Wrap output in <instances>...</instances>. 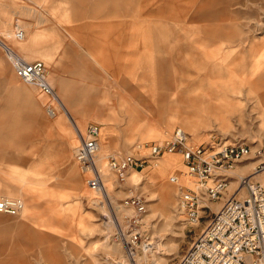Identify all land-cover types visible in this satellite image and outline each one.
Here are the masks:
<instances>
[{
	"label": "rangeland",
	"instance_id": "rangeland-1",
	"mask_svg": "<svg viewBox=\"0 0 264 264\" xmlns=\"http://www.w3.org/2000/svg\"><path fill=\"white\" fill-rule=\"evenodd\" d=\"M0 42V199L24 203L17 216L0 214V264H121L117 237L132 216L121 203L135 195L150 237L140 256L177 264L221 201L189 225L175 211L180 187L196 188L183 167L160 187L159 159L138 171L137 185V172L118 182L105 168L107 157L161 143L175 128L196 144L247 145L230 182L264 187V170L261 179L240 172L264 159V0H0ZM5 48L44 64L73 119L46 113L47 99L15 76ZM97 101L105 114L77 109ZM72 122L101 127L106 195L88 189L73 160Z\"/></svg>",
	"mask_w": 264,
	"mask_h": 264
},
{
	"label": "built area",
	"instance_id": "built-area-1",
	"mask_svg": "<svg viewBox=\"0 0 264 264\" xmlns=\"http://www.w3.org/2000/svg\"><path fill=\"white\" fill-rule=\"evenodd\" d=\"M19 38L23 33H18ZM6 49V48H5ZM15 76L24 84L33 86L47 99L46 113L55 117L57 111L67 113L55 90L46 79V68L40 61L27 62L6 49ZM73 123L76 146L73 160L85 177V184L94 193L105 194V175L98 164L100 125L88 124L82 131ZM177 154L187 177L195 180L196 188L180 187L175 211L184 222L195 225L208 210V201H221V205L201 230L177 264H264V187L249 177L237 180L236 192L227 196L229 173L247 160L250 149L241 143L212 141L193 143L181 128H175L161 143L137 144L131 154L107 157L105 168L109 175L123 182L130 172L143 171L150 162L164 155ZM257 156L261 152H256ZM264 170V159L254 173ZM171 183L178 182L172 176ZM242 192V193H241ZM106 195V194H105ZM121 207L132 211L120 229L118 241L124 250L121 264H160L155 259L144 262L141 249L150 240L143 220L145 201L140 195L124 199ZM24 209L18 198H1L0 214L17 216Z\"/></svg>",
	"mask_w": 264,
	"mask_h": 264
},
{
	"label": "crops",
	"instance_id": "crops-1",
	"mask_svg": "<svg viewBox=\"0 0 264 264\" xmlns=\"http://www.w3.org/2000/svg\"><path fill=\"white\" fill-rule=\"evenodd\" d=\"M22 32H23V37H25L24 31H22ZM0 44L2 45L3 43L0 42ZM63 106L67 112V113H64V115L70 121V117L72 118L71 112H70L67 105L63 104ZM77 109L80 113H82L84 116H86L84 113H92V114H103L104 113L105 114L106 107L99 105L98 101H97L96 103L91 105L90 109H88L86 107H84V108L80 107L79 105H78ZM112 144H113V142H110V141L106 142L107 147L112 146ZM103 157H104V155H102L101 157H100V154L98 155V158L100 160H102ZM181 167H182V164L180 162V157L178 155H164L157 161V163H155L154 171L152 174L158 180L156 183L159 184V187H160V185L162 184L161 180L164 177V175L166 174V172H168L169 170L174 171V172L175 171L178 172V171H181ZM130 178L132 181L134 180L133 181L134 184L135 183L141 184V180H142L141 172H137V173L131 175ZM179 180H180L181 184H185V182L183 180H181V179H179ZM114 250H116V249H114Z\"/></svg>",
	"mask_w": 264,
	"mask_h": 264
},
{
	"label": "bare ground",
	"instance_id": "bare-ground-1",
	"mask_svg": "<svg viewBox=\"0 0 264 264\" xmlns=\"http://www.w3.org/2000/svg\"><path fill=\"white\" fill-rule=\"evenodd\" d=\"M8 49H10V48H8ZM11 50V49H10ZM11 52H13L12 50H11ZM26 61V60H25ZM100 136H101V127H100ZM100 136H99V141H100ZM100 154V146H99V152H98V155ZM174 155H177V154H174ZM105 158H106V156H105ZM104 158V159H105ZM106 160V159H105ZM104 161V160H103ZM262 160L261 159H258V160H256V161H253L251 164H248L249 166H243V167H241L240 168V172H242V173H244L245 171H243V170H246V168H248V169H251V172H254V170H255V168H256V166L261 162ZM97 162H98V164H99V162H101V160L98 158L97 159ZM100 165V164H99ZM101 166V165H100ZM102 167V166H101ZM182 167H183V165H182ZM239 167V166H238ZM102 168H104V165H103V167ZM184 168V167H183ZM185 169V168H184ZM231 173V172H230ZM182 174V173H181ZM232 174V173H231ZM261 175H262V173L260 172V173H257L255 176H254V178L255 179H261L260 177H261ZM134 177V176H133ZM129 179V178H128ZM134 181V180H133ZM129 182V181H128ZM261 183L262 182H264V180H261L260 181ZM136 185L137 184H140V183H135ZM231 185H236L237 184V182H235V181H232L231 183H230ZM264 185V184H263ZM169 188V187H168ZM163 189V188H162ZM170 189H171V187H170ZM102 195H104V194H102ZM24 210V209H23ZM161 255V254H160Z\"/></svg>",
	"mask_w": 264,
	"mask_h": 264
}]
</instances>
